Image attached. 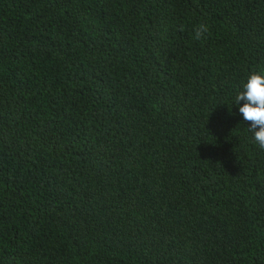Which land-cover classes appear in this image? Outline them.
Instances as JSON below:
<instances>
[{
  "label": "trees",
  "instance_id": "1",
  "mask_svg": "<svg viewBox=\"0 0 264 264\" xmlns=\"http://www.w3.org/2000/svg\"><path fill=\"white\" fill-rule=\"evenodd\" d=\"M254 70L264 0H0V264H264Z\"/></svg>",
  "mask_w": 264,
  "mask_h": 264
},
{
  "label": "clouds",
  "instance_id": "2",
  "mask_svg": "<svg viewBox=\"0 0 264 264\" xmlns=\"http://www.w3.org/2000/svg\"><path fill=\"white\" fill-rule=\"evenodd\" d=\"M209 31L208 25L199 24L194 28V40H201ZM238 111L243 120L249 123L247 128L252 133V141L264 150V70L251 71L242 89L234 97V105H239Z\"/></svg>",
  "mask_w": 264,
  "mask_h": 264
}]
</instances>
